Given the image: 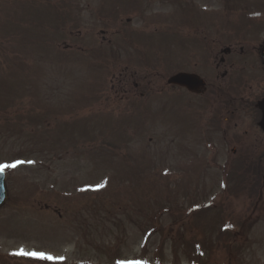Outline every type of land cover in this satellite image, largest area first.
<instances>
[{"label":"rangeland","instance_id":"1","mask_svg":"<svg viewBox=\"0 0 264 264\" xmlns=\"http://www.w3.org/2000/svg\"><path fill=\"white\" fill-rule=\"evenodd\" d=\"M135 1L0 0V132L21 117L14 147L32 153L0 147V164H16L0 264H264V145L249 147L247 102L233 131H211L205 99L167 82L200 32L190 11L223 0Z\"/></svg>","mask_w":264,"mask_h":264},{"label":"flooded vegetation","instance_id":"2","mask_svg":"<svg viewBox=\"0 0 264 264\" xmlns=\"http://www.w3.org/2000/svg\"><path fill=\"white\" fill-rule=\"evenodd\" d=\"M216 4L212 11L203 9L202 15L195 13L190 16L200 22V32L188 35L184 41L189 53L177 64H172L175 66L173 73L189 71L202 80L197 86L201 91L187 90L202 97L203 101L205 99L204 107L211 109L210 114H205L206 127L211 131H233L236 110L242 102H247L245 106L248 107L251 136L249 147L252 151L264 145V130L260 125L264 119V0H223ZM197 52L200 55L197 60L186 59ZM155 54L159 65L169 64L159 63L163 53L157 51ZM170 85L185 88L176 83ZM252 118L262 137L257 142H252ZM258 119L260 121L256 123ZM234 136L237 139L236 133ZM235 149L233 146L232 151ZM259 162H250L251 170L259 168ZM217 164L218 167H230L232 163L223 161ZM235 168L232 167L233 172ZM249 205V216L252 218V193Z\"/></svg>","mask_w":264,"mask_h":264},{"label":"trees","instance_id":"3","mask_svg":"<svg viewBox=\"0 0 264 264\" xmlns=\"http://www.w3.org/2000/svg\"><path fill=\"white\" fill-rule=\"evenodd\" d=\"M3 93V91H0V95ZM21 117H18L17 119V126L18 129L15 130V127H9L5 128L0 132V147L2 149V154L3 158H8L5 157L6 155H12L9 157L11 160H18V159H27L26 156H31L32 153L28 152L27 150H24L21 147H17V149L14 147V144L17 146L18 145V140L22 139L24 134L22 128L25 129V124L26 122H20ZM16 126V125H15ZM11 139V140H10ZM7 148V150L4 151V149ZM17 150V151H16ZM12 153V154H11ZM197 260H194V262L199 263Z\"/></svg>","mask_w":264,"mask_h":264},{"label":"water","instance_id":"4","mask_svg":"<svg viewBox=\"0 0 264 264\" xmlns=\"http://www.w3.org/2000/svg\"><path fill=\"white\" fill-rule=\"evenodd\" d=\"M170 80H176L181 83L187 84L190 88H195L197 85L201 84V80L195 77L190 73H177L170 77ZM261 126L264 128V119L261 121ZM7 196L6 186H5V171L0 172V204L4 202ZM139 262V264H151L143 261H134Z\"/></svg>","mask_w":264,"mask_h":264},{"label":"snow or ice","instance_id":"5","mask_svg":"<svg viewBox=\"0 0 264 264\" xmlns=\"http://www.w3.org/2000/svg\"><path fill=\"white\" fill-rule=\"evenodd\" d=\"M14 167H16V164H0V172H2L5 168H14ZM22 254L33 256V257L38 258V259H48V260L57 259V258L52 257L51 255H48V254L43 253V252H29V253H23L22 252ZM59 259H62V258H59ZM119 264H139V262L121 261V262H119Z\"/></svg>","mask_w":264,"mask_h":264}]
</instances>
